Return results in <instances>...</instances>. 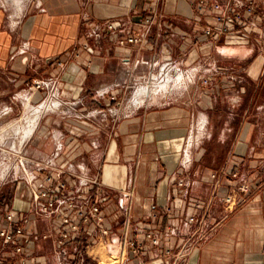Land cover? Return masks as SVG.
Segmentation results:
<instances>
[{
    "label": "crops",
    "instance_id": "1",
    "mask_svg": "<svg viewBox=\"0 0 264 264\" xmlns=\"http://www.w3.org/2000/svg\"><path fill=\"white\" fill-rule=\"evenodd\" d=\"M199 1L24 0L18 14L0 5V228L9 226L8 211L17 222L28 219L29 264H123L124 257L126 264H264L262 6L259 28L238 21L231 36H218L205 34L220 26L217 11ZM216 1L234 9V0ZM148 17L150 31L137 43L105 27L112 20L141 34ZM95 29L101 37L92 36ZM166 63L197 69L190 88L151 90ZM35 79L52 84L31 89ZM132 90L144 93L141 102L126 103ZM203 124L208 136L185 149L189 134L204 133ZM58 142V165L98 179L82 192L99 204L110 231L103 235L95 218L85 224L84 262L75 258L73 243L67 255L58 254L62 228L56 216L37 212L32 194L34 187L58 185L55 173L47 183V173L35 167L53 157ZM18 156L38 179L13 177ZM235 170L250 190L230 211L224 198L237 183ZM77 177H60L72 186L69 194L82 183ZM148 231L161 233L159 245L146 238ZM125 235L143 243L140 254L132 247L122 254ZM0 258L19 264L2 239Z\"/></svg>",
    "mask_w": 264,
    "mask_h": 264
},
{
    "label": "built area",
    "instance_id": "2",
    "mask_svg": "<svg viewBox=\"0 0 264 264\" xmlns=\"http://www.w3.org/2000/svg\"><path fill=\"white\" fill-rule=\"evenodd\" d=\"M150 2L158 1V0H148ZM234 9H230L226 11L221 2L216 0H200V8H204L206 6H210L212 9L217 11L216 21L220 24L218 28L207 27L205 30L206 35H214L216 33L218 36L220 35H229L233 34V30L238 21H240L243 27L249 28H259L258 23V6H262V15H264V0H249L245 4L240 0H234ZM232 11V12H231ZM153 12V11H151ZM146 31L141 34H133L132 31L123 29H118L116 27L115 21L108 20L105 23V27L107 31L110 33H126L128 42H141L148 32L150 31V27L152 25V18L148 17L145 20ZM92 36L101 37L102 31L100 29H95L92 32ZM120 43H124V39L120 40ZM61 64V62L59 63ZM166 68L169 67V64H164ZM196 70L192 69L187 71V76L190 79H196ZM195 73V74H194ZM51 79H35L33 80L30 88L35 90H42L50 87L52 84ZM5 110V112H7ZM201 130L204 131L200 136L198 134H189L187 138V145L185 149H191L194 145H199L203 139L208 136L205 124L201 126ZM14 147H12V150ZM63 150V143L58 142L56 144V150L53 154V157L47 160L46 162H36L35 167L37 172L47 173L45 177V182L49 183L54 180L55 176L59 178V183L56 187H49L48 185H40L39 187H34L32 190V194L34 198L37 200V212L47 215V216H56L58 219V224L60 226L61 231L58 235L56 241L57 252L61 256H65L68 254L67 245L70 243L74 244L73 254L78 261H85V253L88 249V238L85 235L87 229L85 228V224L90 221L91 218H95L97 225L100 228V231L103 235H108L110 233L109 229L104 225L103 218L99 215L100 206L97 202L92 201L91 197H85L82 192V187L90 184H98L99 181L97 178H82L78 176L70 170V166L66 169V166L58 165L56 159L60 156ZM185 155L187 153L185 152ZM190 162V159H187ZM28 161L18 156L13 165V177L19 178L20 176H16V165H19L22 169V173L25 179H29L31 182L38 179L39 175L37 172L32 174H28L26 171ZM55 173V176L52 175ZM70 174L73 177H77L82 182L79 187L75 188L73 194H69V190L71 189V185L62 181L60 177L64 174ZM214 176V175H213ZM237 180V183L233 186V190L228 193L224 202L226 203V209L233 210L235 204L237 202V197L239 194H246L250 190V183L248 178L241 174L238 170L231 172V180ZM185 181H181L179 184L184 185ZM125 211L129 213V208H124ZM73 213L75 214V218L73 219ZM6 219L9 222V226L0 228V239L9 243L13 246L15 255L18 256L19 264H29V258L27 256V247L30 242L29 239L24 237L25 232V224L27 222V218H23L21 221L15 220V214L13 211H8L6 213ZM192 217L190 221H193ZM171 231L165 232V235H169ZM46 237V236H45ZM146 238L151 242L152 245H159L161 240V233L159 232H146ZM120 245L125 251L126 247H132V252L135 255L140 254L143 243L137 242L134 240H130L125 235L121 241ZM167 253H170L168 250ZM179 259H183L185 254L184 252H180L176 254ZM124 256V255H123ZM10 260V259H9ZM8 259L0 258V264H11ZM67 264H73L72 262ZM123 264H126V258L123 259Z\"/></svg>",
    "mask_w": 264,
    "mask_h": 264
},
{
    "label": "rangeland",
    "instance_id": "3",
    "mask_svg": "<svg viewBox=\"0 0 264 264\" xmlns=\"http://www.w3.org/2000/svg\"><path fill=\"white\" fill-rule=\"evenodd\" d=\"M23 1L24 0H0V5L5 7L6 10L9 11V13H13L14 11L15 13L18 14V13H21L23 10ZM262 40H264V37L262 38ZM262 46H263V43L259 44L260 49H262ZM257 53L258 52H256V54ZM190 70H192V68L191 69L183 68L181 64H178V63H174L173 66H170L168 68H166L164 64H161L159 66V71L157 73L156 83L154 85H150L151 86L150 88L153 92H156L159 90H166L167 88H169V90H184V89L190 88V85L194 82V79H190L187 76V71H190ZM132 91L133 92L127 97V100H125L126 103L129 104L131 103V101L133 102L134 99H135V102H141L143 100L142 98H143L144 93L138 94L135 90H132ZM143 91L151 92L147 88L143 89ZM260 97H263V95H261ZM120 101L122 100H119L118 102ZM146 103H147V100L142 104H146ZM113 105L116 108H119L120 106L119 104H116V103H113ZM7 167L8 165L5 164L4 169H6ZM10 167H12V165ZM21 170L22 169L20 168V166L16 165V172L18 175L21 174L22 172ZM110 261H115V258H111Z\"/></svg>",
    "mask_w": 264,
    "mask_h": 264
},
{
    "label": "bare ground",
    "instance_id": "4",
    "mask_svg": "<svg viewBox=\"0 0 264 264\" xmlns=\"http://www.w3.org/2000/svg\"><path fill=\"white\" fill-rule=\"evenodd\" d=\"M146 92H147V91H146ZM146 92H145V93H146ZM140 93H141V92H140ZM142 99H143V98H142Z\"/></svg>",
    "mask_w": 264,
    "mask_h": 264
}]
</instances>
